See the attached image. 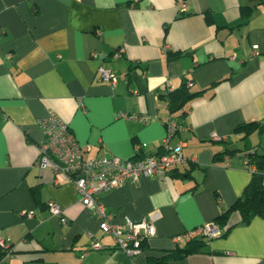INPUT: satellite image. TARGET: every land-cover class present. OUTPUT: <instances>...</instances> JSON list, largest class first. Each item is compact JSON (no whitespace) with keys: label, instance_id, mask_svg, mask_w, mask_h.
Returning <instances> with one entry per match:
<instances>
[{"label":"crops","instance_id":"0c3cea01","mask_svg":"<svg viewBox=\"0 0 264 264\" xmlns=\"http://www.w3.org/2000/svg\"><path fill=\"white\" fill-rule=\"evenodd\" d=\"M186 2L181 13L176 0H0V240L12 249L0 264H152L188 242L175 236L215 222L240 197L259 170L247 155L264 153L258 127L235 130L264 124V0ZM99 65L115 85L98 79ZM180 87L192 96L172 113L165 93ZM49 113L85 157L135 159L139 144L156 153L169 119L190 126L170 140L182 143L184 161L163 179L101 196L113 223L152 220L138 254L101 232L68 177L39 166L37 119ZM140 114L147 121L132 118ZM50 200L67 223L47 211ZM228 214L223 236L166 264H264V216Z\"/></svg>","mask_w":264,"mask_h":264},{"label":"built area","instance_id":"2783aa9c","mask_svg":"<svg viewBox=\"0 0 264 264\" xmlns=\"http://www.w3.org/2000/svg\"><path fill=\"white\" fill-rule=\"evenodd\" d=\"M178 12H185L186 0H176ZM35 11V9H33ZM123 48L118 49L115 57H120ZM98 79L116 84L115 75L105 67L98 66ZM187 85H191L188 82ZM135 120L147 121L146 115H134ZM42 129L43 141L39 148L38 164L40 167H49L55 172L63 173L74 184L76 193L81 203L90 210L98 219L99 229L103 234L112 236L116 247L126 255L133 256L141 251L142 243L155 234V228L151 219L133 222L124 218L123 223L111 222V215L106 212L101 196L108 190L117 188L127 181H136L140 177L156 176L164 178L174 165L184 161L182 155V143L170 146L169 142L179 130L190 129V126L178 124L173 118L166 122V137L161 145L162 151L156 153H144L141 149L146 144L136 145L135 151L140 156L135 159L123 160L118 157L95 156L85 157L84 150L75 140L68 126L57 115L49 113L47 116L37 119ZM212 139H225L219 135H212ZM89 149L87 148V151ZM47 211L60 218L65 224L62 207L55 201L46 203ZM221 228L215 222H208L194 229L188 230L174 237L178 241L184 238L187 241L204 237L212 239L220 236ZM98 241H94L90 248L102 249ZM0 248L11 254V246L4 240H0Z\"/></svg>","mask_w":264,"mask_h":264},{"label":"trees","instance_id":"16d2710c","mask_svg":"<svg viewBox=\"0 0 264 264\" xmlns=\"http://www.w3.org/2000/svg\"><path fill=\"white\" fill-rule=\"evenodd\" d=\"M192 95L186 91L185 87H180L179 89L168 91L165 93V97L168 101V108L170 112H176L182 108L186 100L189 99ZM178 124L182 125L177 119L173 118ZM254 126L258 127L260 132H264V124L245 123L238 125L235 130L236 132H244L247 134L250 132ZM243 134V136H244ZM42 143V142H41ZM39 144V148L40 145ZM162 151L161 146L159 147ZM159 151V152H160ZM140 156V153L137 154ZM136 156V157H137ZM248 164L257 165L259 170L255 171L249 181V183L244 188L240 197L235 201L231 208L222 213L215 223L221 228L222 233L220 236H223L228 228L232 225V222L229 220V211H236L239 215L240 222L247 223L253 216L261 215L264 216V183H263V170H264V153H256L252 151L248 155ZM219 237V236H218ZM206 238L200 237L196 239L189 240L184 247H177L172 251L167 257L162 259L151 260L152 264H166V261L169 257L177 256L182 257L194 251L200 249L205 243ZM209 240V239H207ZM144 243V242H143ZM142 243V246H143ZM13 252V251H12ZM6 252L0 248V258L5 256Z\"/></svg>","mask_w":264,"mask_h":264}]
</instances>
